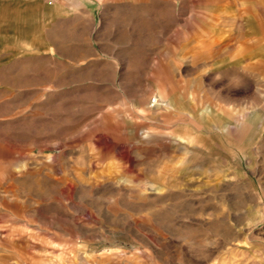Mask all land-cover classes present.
<instances>
[{"label":"rangeland","instance_id":"374dc122","mask_svg":"<svg viewBox=\"0 0 264 264\" xmlns=\"http://www.w3.org/2000/svg\"><path fill=\"white\" fill-rule=\"evenodd\" d=\"M0 264H264V0H0Z\"/></svg>","mask_w":264,"mask_h":264},{"label":"crops","instance_id":"0c3cea01","mask_svg":"<svg viewBox=\"0 0 264 264\" xmlns=\"http://www.w3.org/2000/svg\"><path fill=\"white\" fill-rule=\"evenodd\" d=\"M207 109H209V108H207ZM211 111L215 114V110L214 109H212ZM227 127H228V125H226V129H227ZM230 129H231V127H228L227 130H230Z\"/></svg>","mask_w":264,"mask_h":264},{"label":"built area","instance_id":"2783aa9c","mask_svg":"<svg viewBox=\"0 0 264 264\" xmlns=\"http://www.w3.org/2000/svg\"><path fill=\"white\" fill-rule=\"evenodd\" d=\"M48 2H50L51 0H47Z\"/></svg>","mask_w":264,"mask_h":264}]
</instances>
